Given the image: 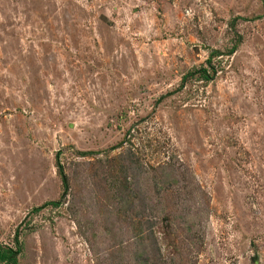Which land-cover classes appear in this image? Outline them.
I'll list each match as a JSON object with an SVG mask.
<instances>
[{"label": "rangeland", "instance_id": "374dc122", "mask_svg": "<svg viewBox=\"0 0 264 264\" xmlns=\"http://www.w3.org/2000/svg\"><path fill=\"white\" fill-rule=\"evenodd\" d=\"M17 231L20 264H264V0H0Z\"/></svg>", "mask_w": 264, "mask_h": 264}, {"label": "trees", "instance_id": "16d2710c", "mask_svg": "<svg viewBox=\"0 0 264 264\" xmlns=\"http://www.w3.org/2000/svg\"><path fill=\"white\" fill-rule=\"evenodd\" d=\"M237 47H238V44L231 49V51L229 52V55L234 54ZM221 55H222V53L220 51H212L209 59L207 60V64L209 67H201L200 69H194L193 71L186 73V75L183 77L180 88H182L186 82H188L190 79H193L196 76H198L199 79L205 80L207 82L212 81L214 79V75H215V72H213V74L211 75L212 58L218 57ZM91 154L92 153H90V152L89 153H87V152L80 153V155L82 157H86V156L91 155ZM64 185L66 186V180L64 182ZM45 206H52V207L58 208L59 206H61V201L48 202L43 207H45ZM40 209L41 208H37L35 211L38 212ZM15 243L17 245L16 248L11 247L9 245L0 244V264H20L19 255L21 254L22 247L19 244L20 241H19V232L18 231L15 234Z\"/></svg>", "mask_w": 264, "mask_h": 264}]
</instances>
